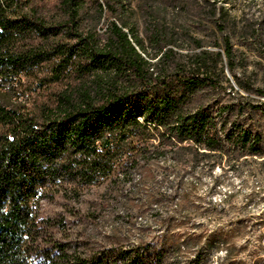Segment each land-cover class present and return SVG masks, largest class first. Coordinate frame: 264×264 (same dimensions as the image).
I'll use <instances>...</instances> for the list:
<instances>
[{
  "label": "trees",
  "instance_id": "1",
  "mask_svg": "<svg viewBox=\"0 0 264 264\" xmlns=\"http://www.w3.org/2000/svg\"><path fill=\"white\" fill-rule=\"evenodd\" d=\"M49 1L0 0V264H152L141 249L114 259L112 248L48 244L44 203L147 173L169 154L264 158V103L199 104L222 90L212 55L176 63L157 39L153 64L128 22L134 0Z\"/></svg>",
  "mask_w": 264,
  "mask_h": 264
},
{
  "label": "rangeland",
  "instance_id": "2",
  "mask_svg": "<svg viewBox=\"0 0 264 264\" xmlns=\"http://www.w3.org/2000/svg\"><path fill=\"white\" fill-rule=\"evenodd\" d=\"M128 22L155 65L157 39L164 51L173 50L176 63L190 66L193 55H212L222 90L205 91L199 104L264 103L257 92H264V0H134ZM147 169L117 183L108 179L78 198L61 191L44 203L47 243L54 239L82 254L112 248L114 259L141 249L152 264L197 258L201 264H264V158L202 159L185 152Z\"/></svg>",
  "mask_w": 264,
  "mask_h": 264
},
{
  "label": "built area",
  "instance_id": "3",
  "mask_svg": "<svg viewBox=\"0 0 264 264\" xmlns=\"http://www.w3.org/2000/svg\"><path fill=\"white\" fill-rule=\"evenodd\" d=\"M41 1V0H40Z\"/></svg>",
  "mask_w": 264,
  "mask_h": 264
}]
</instances>
